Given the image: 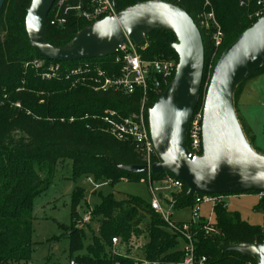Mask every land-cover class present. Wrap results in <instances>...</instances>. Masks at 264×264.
<instances>
[{
    "label": "trees",
    "instance_id": "1",
    "mask_svg": "<svg viewBox=\"0 0 264 264\" xmlns=\"http://www.w3.org/2000/svg\"><path fill=\"white\" fill-rule=\"evenodd\" d=\"M56 1L47 15L44 37L51 46L63 48L89 23L78 18L75 10H68L63 27L50 25ZM89 1L64 0L59 15L67 6L76 7L80 4L84 7ZM144 1L148 0H112L117 10ZM168 1L182 8L200 31L204 46L203 88L222 51L255 22V19L250 18L254 5L240 7V0ZM30 2L5 0L0 10V264L29 263L34 245L33 201L48 188L58 163L71 161L74 178L92 176L95 181L111 185L120 180L147 179L146 172L134 174L117 167L144 165L145 161L133 144L113 138L103 121L106 110L116 111L121 117L137 113L142 92L136 90L126 95L113 90L94 91L96 76L93 71L83 74V79L65 77L68 70L83 64L97 66L108 77L117 75L120 63L115 58L119 52L103 58L59 62L60 76L42 79V68L36 70L24 66L25 62L35 57L42 59L30 48L24 28ZM210 10L223 33L222 45L217 50L211 40L212 29L204 30L199 24V15ZM153 32L158 34L154 35ZM145 33L150 35L147 44L142 42L136 48L143 60L178 62L172 47L177 42L173 32L154 28ZM259 74H264V68L236 86L233 92L234 108L244 83ZM164 88H161L160 93L147 92L149 107ZM202 106L201 92L197 108ZM248 140L252 145L251 139ZM152 162H158L157 157L153 156ZM40 172L45 173L44 178ZM166 175L172 176L151 173L150 178L159 180ZM83 193L82 189L77 188L71 194V220L77 217L76 207L84 199ZM99 198V204L91 215L93 221L100 223L99 236L102 242L98 236L92 235V243L86 247V252L73 257L75 251L83 248L84 231L69 225L64 238L68 242L70 259L78 264H133L130 258L108 255L103 243L109 245L113 237L127 241L130 235L146 234L147 242L141 248L144 259L156 264H175L180 260L182 254L177 234L168 229L149 203L130 195L121 200L114 199L112 194H99ZM173 198L174 209H181L192 206L194 195L187 194V187L183 185ZM214 215L216 232L211 235L205 236L199 229L204 223L203 218L198 227L192 228L197 232V252L206 257L204 264H257L255 259L225 250V247L231 244H264V233L260 226L243 221L238 212H228L221 204L215 206ZM145 219L147 224L144 229H140L139 224Z\"/></svg>",
    "mask_w": 264,
    "mask_h": 264
},
{
    "label": "water",
    "instance_id": "2",
    "mask_svg": "<svg viewBox=\"0 0 264 264\" xmlns=\"http://www.w3.org/2000/svg\"><path fill=\"white\" fill-rule=\"evenodd\" d=\"M5 0H0V10ZM55 0H31L24 28L30 48L42 59L72 62L115 54L131 41L139 46L148 30L173 32L178 42L176 73L154 104L146 110L149 135L158 162L151 173L171 174L189 195H232L264 191V156L246 139L233 105L236 86L264 68V18L242 32L220 54L203 98L202 156L192 161L185 147L189 120L202 92L204 46L194 20L168 0L137 2L115 17L89 23L63 48L44 37L47 15ZM129 173L147 172L145 165L121 166ZM236 251L264 264V244H231Z\"/></svg>",
    "mask_w": 264,
    "mask_h": 264
},
{
    "label": "built area",
    "instance_id": "3",
    "mask_svg": "<svg viewBox=\"0 0 264 264\" xmlns=\"http://www.w3.org/2000/svg\"><path fill=\"white\" fill-rule=\"evenodd\" d=\"M64 0L56 1V9H54L53 17L50 19L49 24L56 27H63L66 22V11L75 10L76 16L85 20L88 23L103 19L115 17L117 9L112 0H90L82 7L80 4L76 7L67 6L59 15V10ZM207 4V2H206ZM254 5V9L250 14V18L256 21L264 18V0H240L239 6L248 8ZM200 27L204 30H210L211 40L214 49L220 48L223 42V33L220 26L215 20L213 12H204L199 15ZM137 46L128 41L119 50L115 61L120 63L119 72L117 75L108 77L104 74L103 70L97 66L92 67L88 64H83L68 70L65 77H82L83 74L93 71L96 78L94 82V91L106 92L108 90L119 91L126 95L133 94L136 90L142 92V101L137 113L121 117L116 111L106 110L104 112L103 121L107 126V132L118 141H128L135 149L141 153L145 166L147 167V179L149 192L151 194L150 208L164 220L168 229L177 234L180 242L181 258L175 264H204L206 257L199 255L196 245V231L192 228L199 226L201 219V208L203 205H208L210 212L207 218L204 219L203 225L199 229L205 236H209L216 232L215 221L211 220V214L214 213V208L217 205L226 207L225 199L227 195H209V194H193V203L191 206V218L187 222H175L171 220L172 212L175 205L173 196L166 197V194L179 193L183 188V183L174 176L166 175L159 180H152L150 178V166L153 163L152 157L156 154L154 152L152 142L149 135L147 113L146 110L150 108L147 105V92L153 91L156 93L161 92L162 87H167L173 79L177 63L168 60H143L137 52ZM25 67H32L40 70L42 68L41 77L44 80L57 78L61 74V67L58 63L46 64L44 59L33 58L24 63ZM79 80H76L78 82ZM164 88V89H165ZM202 109L196 108L193 112L186 129L185 147L188 152V157L195 158L202 156ZM72 120V119H71ZM156 183V185H155ZM187 194L188 188H187ZM257 199V209L261 213V223L259 224L261 231L264 233V191L254 193ZM241 195V194H239ZM165 197V199L163 198ZM90 220L89 214L83 217V222ZM111 243L114 247L119 246L121 243L119 238H111ZM130 250L128 253H119L112 251V255L127 257L133 260V264H156L143 258L141 250L138 252ZM29 264V263H20ZM68 264H78L74 259H70ZM251 264V263H245Z\"/></svg>",
    "mask_w": 264,
    "mask_h": 264
},
{
    "label": "rangeland",
    "instance_id": "4",
    "mask_svg": "<svg viewBox=\"0 0 264 264\" xmlns=\"http://www.w3.org/2000/svg\"><path fill=\"white\" fill-rule=\"evenodd\" d=\"M153 33L154 35L158 34L157 32ZM149 36L144 33V44H147ZM208 78L210 79L209 76ZM209 79L202 88V98H204ZM234 109L237 116V108ZM239 121L243 127L241 120ZM243 131L248 140L249 136L246 133L245 127H243ZM260 143V147L252 145L251 147L258 155L264 156V132L260 134ZM71 164V161L68 160L58 163L48 188L33 201L32 242L34 245L29 264H68L70 259L68 255V242L64 237L69 225H72L75 229L84 231L83 248L75 251L72 254L73 257L86 252V247L92 243V235L98 236L101 240L99 236L100 223L99 221H93L91 215L93 209L99 204V194L103 196L112 194L116 200L124 199L130 195L136 196L143 202H150L151 194L148 182L144 179L137 181L120 180L111 185L108 182L95 181L92 176L85 177L82 175L74 178L72 176ZM40 176L44 178L45 173L40 172ZM77 188L83 190L84 199L76 207L77 217L71 220L70 197ZM171 195L173 196L174 194H166L165 196ZM163 198L165 199V197ZM256 200L254 193L227 195L225 199L226 209L228 212H238L240 217L249 224L259 225L261 223V213L255 207ZM203 208L202 212L207 213L206 216H208V212H210L209 206L203 205ZM88 214L90 220L83 222V217ZM210 216L211 220L215 221L214 213ZM190 218L191 207L176 209L171 216V220L173 221H189ZM146 224L147 221L145 219L139 224V228L144 229ZM119 240L121 243L116 247L112 245L111 241L109 245L108 243H103L108 255L112 251L128 253L130 250H132V253L136 251L139 254V250L147 242V235H130L127 241H122L121 238Z\"/></svg>",
    "mask_w": 264,
    "mask_h": 264
},
{
    "label": "crops",
    "instance_id": "5",
    "mask_svg": "<svg viewBox=\"0 0 264 264\" xmlns=\"http://www.w3.org/2000/svg\"><path fill=\"white\" fill-rule=\"evenodd\" d=\"M236 108L237 116L243 127H245L252 146L260 147V134L264 132V74L253 76L244 83L236 102ZM202 209H204L203 206L201 208V218L205 219L208 216H206L207 213L202 212ZM174 210L176 209H173V212Z\"/></svg>",
    "mask_w": 264,
    "mask_h": 264
}]
</instances>
